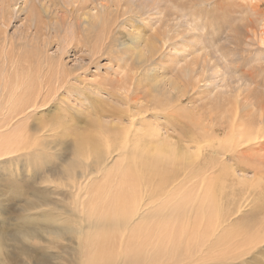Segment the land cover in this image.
Wrapping results in <instances>:
<instances>
[{"label":"bare ground","instance_id":"bare-ground-1","mask_svg":"<svg viewBox=\"0 0 264 264\" xmlns=\"http://www.w3.org/2000/svg\"><path fill=\"white\" fill-rule=\"evenodd\" d=\"M88 1H91V0H88ZM14 2H15V0H0V159L2 158L0 160V164L1 163L5 164L4 168H6V166L9 165L8 168H10V170L8 169L9 170L8 174H10V177L15 178V176H19L17 172L21 171L20 170V169H22L21 165L23 164V165L28 166L29 169L27 172H29V173L33 172V174H34V172L35 173L39 172V173H41V175H43V177H42L43 180L45 177V181L47 179L50 181V178L52 176L47 174L48 173L47 170L49 168L48 166L52 165V163H53L52 158L59 157L62 154V152L60 154L57 149H58V146L64 144V143H62L61 139H60L61 140L60 142L58 139H54L53 134L57 135L58 132L60 133V131L69 132L70 134L66 133L68 135H65V133H64L63 137L72 135L73 137H75V140H73V141H76L75 145H72V146H75L71 152V154L73 153V155H72L73 157L70 155L71 159H68L66 157L62 158V156H60L57 159H60V158L62 159V161L60 160L61 164L59 165L57 163L58 167H56V168H59V167L63 168L65 166L63 168V170L59 168L58 169L59 171H57V174L59 175V177H61V181H63V179L67 180L66 187H68V189H69L68 190L69 192L68 191L67 192L70 193L71 198L75 197L74 202L71 205L64 204V203L59 204L56 202H52V200L49 197V193L47 192L45 194H41V195H44V196H42V201H45L46 204L39 205L40 203L37 202L36 196L40 192L36 193L35 196L33 195L36 198L35 199L32 198L30 200L28 199V201H27V205H26L25 210H24L23 219H22V222L20 223L21 228L19 229L18 234H17L16 239H15V240H17V243L24 245L26 243H30V242H34V241L38 242L40 237L43 236L47 240L46 245L48 246V248H46V247L42 248L41 247L38 250L44 252L47 255V257L45 258V262L48 263V261H50L52 259H57V258L59 259V257H57V255H59V254L55 253V254H57L56 258H55L54 252H51L52 249L50 247L52 245H55L56 243L58 244L61 240H65V239H69V238L72 241V240H75V237H76L78 239V240L77 239L75 240L77 242V246H76V247H78L77 250L80 252V254H82V256H86L85 254H87L89 256V261L86 260L88 262V264H114V257H116V256L113 255L112 244H114L113 239L116 236L120 235V234H118V231H120L121 228H123L124 231L125 230L128 231L127 230L128 228L131 230L130 227H131V225H133L132 223H134V225H135L137 222L136 218H139V217L141 218V215L145 211L147 212L146 213L147 216H149L148 214H150V209L144 207L145 203H142L144 198H143V200L141 198H139V200L141 199L140 200L141 203H140V205L135 204V206L133 205L135 203V199H133L134 201H132V203L134 202L133 204L130 203V201H128L129 205L128 204L127 205H128V209H130L129 210L130 213L127 212V214L129 213L128 215H126V213L123 214V211H119V209L123 210L124 205L126 204V202H124V200L126 198L124 195L126 194L127 189L125 192L123 185L127 184L126 183L127 182V180H126L127 176L126 175L128 173L126 175H125V173L127 171L134 170L133 173H135V176H136V174L142 175L140 173L138 174V172H139L138 169H140V168L141 169L142 168L147 169V170L149 169L150 173H152V170L156 169L155 173L157 175L154 173L156 177L159 175L161 176L162 173L163 174L166 173L165 170L166 171L168 170L167 171L168 173L165 175V178H164V183L167 185V187H169L171 185L170 183L177 182L181 179V175H178V177H176V174H170L171 170H178L179 169L178 173H184L185 174L186 169L194 166L196 168L195 177L201 181L200 182L201 183V186H200L201 192L199 194L202 197V200H200V201L205 202V203H209L210 201H212L214 204L210 207H204L202 209L203 210H211V211H213L212 209H215L218 211V212H215V214H217V216L215 218L216 223H217V226L215 225L217 231H219L218 230L219 227L221 229V226L224 223H226L230 218H232V215L237 214V213H239V214L242 213L244 211L243 209L246 208V206H245L246 203H248V204L250 203V205H251L254 202L253 199H251L252 196L248 194L247 188L244 187L245 186L244 185L243 187H241L238 194H234V193H233V195L231 194L232 196H230V198L233 202L236 203V206H234V207L232 206L230 208L227 207V210H226L227 213L224 214L225 211H222V209L220 210V205L218 204L219 205V207H218L217 202L219 203V200H220V199H218V197H222L224 199L225 185H223L224 187L220 188V185L222 183L221 184L219 183V187H218L216 185V183H217L216 179L210 178L208 174L211 171H213L215 168H219V171H220V169H223V167H224L225 170H227L226 169V166H227L226 161L236 160L237 158H240L241 156H243L246 151H251L256 147H260V146L264 145V144H262L264 141V105H263L264 102H262V100H261V104H259L260 107L258 105V107L260 109L261 117H260V119L249 121L253 124H247V120L245 119V117L247 115L246 114L247 109H246L245 113H241L240 112L241 108L239 105H236L237 103L234 104L236 106H232V104L230 103L231 104L230 106H232L234 108L231 110H228L227 109L228 107H226V105L222 104V102H221V103H215V106H211V111L204 112V114H201L203 112H200L201 110H199V113L201 115H199V114L196 115L198 117L195 120H194V118H193V120L191 119V122L194 121V123L192 122L193 125H188L187 123L184 125L183 118H185V116H187V115L185 114V116H184L185 108L183 106L182 99H184V96L186 95L187 92H186V90H184V88L183 89L177 88V86H176L177 84L172 85V86L170 85L169 87H170V89H174V93H176L175 91H177L176 95L171 97V99L173 98V102L176 103V107H175V105H173L175 107L174 109H175V114H176L174 117L175 122L172 123V117L168 116V117H166V121H168L170 123V127L168 125H164L165 128H162L163 125L161 127L160 122H158V121H159V119H161L160 118L161 116L163 117V115H161L159 113L157 114L156 112H154V113H156L157 115H153V116L148 115L151 113V111H154L152 109V107L154 109L160 110V108H165L168 106V104H167V106L165 105V103L167 102L166 100H165L166 102L164 101L165 102L164 103L161 98L158 99V97L156 96L158 94V92L156 94V90L159 87L156 90L155 89L153 90L156 95L153 96L151 101H148L147 98L149 97L151 92L150 93L147 92L148 95L146 97L141 96L142 93H140L141 91H140V88L138 85L136 87H134L133 90H131L132 91V93L130 92L131 94H129V93L125 94V92L130 90V85L132 84V82H134L133 81L134 76L122 77L123 79L119 78L115 81L104 79L105 82L102 80L99 83H97L96 85H94V83L92 85V82L88 83V80L84 75L87 73L88 69L90 68L88 65L87 66L89 68H87V69L85 68V65H83L79 69L77 68L74 71V70L67 69L66 65L64 64L63 58L65 56H67L68 54H72V53H74V54L79 53V54H83V55L85 54V56H82L81 60L82 61H88L87 63L90 66L91 65L93 66V64H95L96 61L100 60L104 55L111 56V58L113 60L115 59V61L117 62V65H119V66H122L124 64L126 65L127 63L125 62L124 57L127 56L128 54H130V51H127V50L123 51L124 49L120 51L117 49V47L119 46L118 42L120 39V38L116 37V34L114 35V32L117 28H119V31L116 32L118 35L120 34V36H121V34H122V35H124V38L127 35L129 40H131L132 42H138L139 46L141 44L146 45L145 50L148 52L150 57H154L158 52H160L161 47L158 48L157 44L158 45L164 44L162 46L163 48H166L165 46L168 45V47H169L168 51L172 50L171 49L172 44H175L176 47H181V42L179 40L182 39V37L185 34V31H183L185 29L184 18H187L186 16L189 15L190 19L194 18L193 20L195 22H197V21H199L200 17H203L206 15V18L209 20L208 17H210V15H212V12L211 11L207 12L208 10H203L205 7L202 9V6L206 3H210V0H107L106 4L99 3V4H97L96 7L92 8L93 10H95V9L97 10V12L95 14L91 13V11H89L87 8L82 9L79 7H76L74 9L70 10L68 13L65 12L67 19H61L55 13L54 14L55 17L53 15H51V16H53L54 18L59 20L60 23L57 21L56 24H60V25H58L60 28L61 27L65 28L67 26V24H71V22H73L72 34L69 33L70 35L64 37V44L62 45V43H60L62 45V47L59 49V53L55 57H51L50 55H48V51L46 50V46L48 45V43L46 42L47 40H44V39L46 37L45 32H46L47 27L49 25H48L47 21L45 22L43 20V18L41 17V14L43 12L48 14L51 11V10H49L51 8H49L47 6L48 1L47 0H23V3H22L23 7H21V8L17 7L16 9H15V7L17 5H14ZM100 6H101V8H104V11H102V12L100 11V9H99ZM15 11L18 13H20L22 11L23 12L25 11L28 13V14L26 13L27 14L26 24L24 25V29L21 33V36L18 38V42H16L17 40L15 41L14 39H9V41L4 39V36L6 33L4 28L5 27L7 28L11 24V21L15 15L14 14ZM50 14H53V13L50 12ZM74 15H75V17H74ZM69 16L71 17V19ZM138 20H140L142 22L144 27L147 26L148 28H151V31H148V28H147V31H145L146 29H143V30H141V31H143V33L140 34V32H139L140 27L138 28V26H136V24L138 23ZM209 22H210V20H209ZM125 25H130V27L133 28V31L127 32L124 34L123 31L125 29L124 28ZM52 29L54 31H57V29L54 27H52ZM192 29L195 30V27H193ZM31 31L34 32L33 33L34 35H32V36H31V34H32ZM193 41L196 43L195 40H193ZM169 43H170V45H169ZM121 45H122V42H121ZM114 47L116 48V50L114 49ZM18 48H20V52L17 51ZM174 49H175V47H174ZM133 50H134V48H133ZM166 50H167V48H166ZM146 62H147V60H145V63ZM172 63H171V65L175 64L174 65L175 66L174 71L176 73H178V75L182 76L183 74L186 75L185 73H187L188 71H189V74L191 72H193L190 70V69H192L190 66H192L194 64L196 65L197 59H193L192 61H190V63H188L187 60L182 62L179 59H175L172 61ZM201 63L203 65L205 63V61L200 62L199 65ZM134 66L135 65H133V67ZM168 67H167V69H168ZM202 67H204V66H202ZM208 67L209 66H207L206 68L208 69ZM164 69H166V68H164ZM170 71L172 74L171 69H170ZM198 77H200V76L198 75ZM198 77L195 76L194 81L189 80L190 82H185L186 85L190 86L191 84H193L194 87H196L198 82H199ZM136 78L138 79V77H136ZM111 79H112V77H111ZM253 80H254V78H253ZM108 81H109V83H108ZM174 82L178 83L176 80ZM140 83L141 82H139L138 84H140ZM158 83H161V82H158ZM136 84H137V82L133 83L134 86ZM170 84H173V82H170ZM167 86H168V84H167ZM180 86L181 85H179V87ZM138 91H140V92H138ZM161 91L162 90L159 91V94ZM189 91H191V90L189 89ZM104 93L107 94L111 98L113 103L116 102L118 104L119 103L122 104L124 109L121 108L122 106L118 107L117 106L118 104L117 105L114 104V106H113L112 103H107V100L104 101L103 99H101L100 95H103ZM163 93L166 94L167 98H169L168 94L169 93L171 94V91L169 92V91L164 89ZM188 94H189V92H188ZM159 97H161V95ZM150 99H151V97H150ZM145 100H146V102L143 104V102ZM105 104L108 105L109 109L101 108V107H100L101 109L99 108L100 105H105ZM255 104H257V103H255ZM49 105L53 106L54 108H56L58 110H59V108H63L64 113L66 111V113L64 114L62 112V109L59 110V112L57 113V116H59L58 119L54 116L57 119V121L58 120L63 121V122H61V124L58 123L59 126L55 124L56 127L54 128V126H53V128H54L53 129V128H51V125H50V128L53 129L52 131L47 128V131L50 130L49 137H50V135L53 136V138H52L53 140L50 139L51 141L49 140V138L46 139L47 138L46 135H45L46 138L43 137L44 134L42 135V132H41V131L45 132L44 129H46V127H47V124H45L47 122H44V121H46L45 120L46 118L44 119L42 116H38L37 118H35V120L38 119L39 121H41L42 120L41 118H43L44 120H42L40 123H44L46 125V127H45L44 124L38 123L39 125H36L38 131L35 130V132H33L34 131L33 129L31 130L32 127L30 126L31 124L29 123L30 119L34 118L36 112H38V110L40 108L42 109L43 107H46V106L48 107ZM80 105L82 106V108H83V105H85L87 107V110L85 111L83 109V111H85V112H83L81 107L79 108ZM196 108H199V106ZM205 108L206 107H204V108L202 107V109H205ZM169 109H170V106H169ZM190 109H192V108H190ZM75 110H77V113L80 116L84 115L87 117L86 119H88L89 121L86 122L87 123L86 125L82 126L78 123L77 120H75L76 117H73L71 115V114L75 115V113H70V116L68 115L67 112H73ZM164 110L162 111V109H161L162 112H164ZM226 111L227 112L231 111V113H232L231 114L232 115L231 121L226 120V118H225ZM190 112L193 113L194 110H191ZM164 113H166V112H164ZM170 113H171V110H170ZM191 113H190V116H188L190 118L192 116ZM164 115L167 116V114H164ZM172 115H174V114H172ZM193 115H194V113H193ZM105 119L109 120V121L106 122ZM186 120L187 119H184L185 122H186ZM14 121H16V123L18 122V125L16 126V128H15L16 124L14 125ZM50 121H52V120H50ZM66 121H67V123H65ZM215 121H216V123H214ZM256 121H259V123L255 124ZM188 123H189V121H188ZM189 126H191V127H189ZM95 130L97 131L96 133L100 134V136L94 135ZM40 132H41V136H36L35 138H33L34 135H39ZM52 132H54V133L51 134ZM176 134L178 135L177 137H176ZM223 134L225 135L224 139H218ZM58 135L59 136L62 135V132H61V134H58ZM59 136H57V138H59ZM177 138H178V140H177ZM54 140H56L55 144H54V142H55ZM102 141L104 142V144H101ZM71 143H73V142H71ZM193 147H195L197 150V153H198V155H196L197 159H195L194 155L191 153V150ZM47 148H49V149H47ZM103 149H105V150H103ZM44 150H46V151L49 150L50 153L53 150L52 153H53V156H55V157H52V153H51L52 158L50 157L51 159H49L47 157L48 154H45V153H49V152L45 151L44 155L48 158V160H46L47 158L44 155L40 154L41 152L43 153ZM39 151H41V152L38 153ZM58 154H60V155L58 156ZM228 154H230V156H228ZM84 155L86 158L84 157ZM93 155H94V158H93ZM217 155L224 157L225 160H220L219 156H217ZM117 156L120 159L118 160V158H116L117 160H114V157H117ZM44 160L51 161V162H45ZM41 161L44 162V164H42ZM74 161H75V163H74ZM45 163H47V164H45ZM14 164H19L16 169H14L15 166L13 167ZM74 164H76V165L74 166ZM62 165H63V167H62ZM55 166H56V164H55ZM25 168H26L25 170H27V167H25ZM34 168H36L37 171H35ZM56 168H54V169H56ZM49 169H51V168H49ZM158 169L159 170L161 169L162 171L163 170L164 171L161 172V170L159 171ZM31 170H33V171H31ZM148 171H147V173L149 175H148V177L146 176L147 174L144 175L143 176V177H145L144 180L149 179L150 173ZM243 171H244V169H243ZM143 172H144V170H143ZM157 172H161V173L159 174ZM120 173H122V174H120ZM259 174H261V173H259ZM36 175L37 174L34 175L35 178H36ZM139 177L140 176H138V177L136 176L137 179H140ZM151 177H153V176H150V178ZM261 177L263 178V176H261ZM129 178L132 179L131 176H129ZM189 178L187 177L186 180H188ZM234 178H235V182H238V183L242 182L244 184V182L245 183L249 182V180H247L245 175H242L240 177L234 175ZM260 179L261 178H259V180ZM141 180L142 179H140V182H141V184H143L142 181H144V180H142V181ZM161 180L163 182V176L159 181H161ZM186 180H184V181H186ZM229 180H230V178H229ZM259 180H258V182H259ZM0 181H3V180H0ZM131 181H134L136 184L135 180L132 179ZM192 181H193V179L190 182H192ZM146 182L151 183L150 179ZM153 182H155V180ZM186 182H188V181H186ZM225 182H226V180H225ZM0 183H3V182H0ZM6 183H7V181H6ZM111 183H117L116 186H120L119 187L120 189L118 187L114 186V184L112 185ZM137 183H139V181H137ZM147 183H145V184H147ZM155 183H157V180ZM155 183H154V185H155ZM229 183H231V180ZM130 184H132V182L129 183V185ZM145 184H144V186H145ZM152 184L153 183H151V185ZM157 184L159 186V183H157ZM108 185L111 188H107V190L112 189L110 191H115L113 193L114 195L113 194L112 195L115 196L116 199L113 196L111 198V195H110L108 200L106 199V201H104V200L101 201L103 196L105 197V194L104 195L102 194V191L104 190L103 187H106ZM151 185H150V187H151ZM154 185H152V187H154ZM160 185H161V183H160ZM260 185L261 184H259L255 187V189H256L255 191H257L258 188L259 189L261 188ZM146 186H148V188L146 187L145 189L149 190V185H146ZM127 187H128V184H127ZM134 187H135V185H134ZM139 187H140V185H139ZM139 187L138 188L136 187L137 189H134V190L141 191L139 189ZM174 187H176V185ZM217 187L220 189H218ZM114 188L116 190L119 189L120 191L119 190H117V191L113 190ZM129 188H131V187L129 186ZM155 188L157 189V192H158V189L159 190L161 189L157 186H155L154 189ZM171 188H173V187H171ZM142 189H144V188H142ZM151 189H150L151 194L148 193V190L146 192L144 190L143 191L145 192V194L146 193L149 194V197H150L151 195L153 196V193H155L153 191L154 189L152 190L153 193L151 192ZM163 189H164V187H163ZM233 189L236 190V188H233ZM131 190L133 191V189H131ZM218 190H220V192L222 193V194H220L221 196L218 195L219 193L217 194ZM260 190H259V192H260ZM168 191L169 190H167V192H166L167 194H168ZM259 192H256V197L254 198L255 200L257 197H259L258 196ZM68 193H66V194H68ZM115 193L118 194L119 196H117ZM166 193H164V195H167ZM66 194H65V196H67ZM108 194H109V192H108ZM133 194H135V197H136V193H133ZM142 194H140V195L143 196ZM145 194H144V196H145ZM147 194L145 197L148 196ZM41 195H39V197ZM228 195H230V192ZM94 196H96V198H99V199L101 198V200L99 201V199H98V201H99L98 202L94 198V201L92 202V199ZM262 196H263V194H262ZM91 197H92V199H91ZM138 197H140V196H137V198H136L137 200H138ZM159 198H161V197H159ZM131 199H129V200H131ZM151 199L152 198L150 197V200ZM137 200H136V202H138ZM150 200H148V201L150 202ZM257 200H259V198ZM96 202H97V204H96ZM104 202H106V203H104ZM152 202H153L152 204H154L156 201L152 199ZM197 202L195 205H197ZM229 202H230V200H229ZM138 204H139V202H138ZM142 204L144 206H141ZM150 204H151V202H150ZM131 205H133V206H131ZM213 206H214V208H212ZM183 207H185V206H183ZM256 207H257V205H256ZM152 208H153V206H152ZM154 208H155V205H154ZM156 208L158 210L160 207H156ZM163 208H164V206H163ZM181 208H182V206H181ZM188 208H190V207L188 206ZM199 209H201V208H199ZM202 209H201V212H202ZM253 209H254V207H253ZM257 209L259 210V212L261 211L264 213V206L262 207L260 205L257 207ZM157 210L156 211L153 210V212L151 211V213H154V211L157 212ZM180 212L178 211L177 213L179 214ZM191 212H192V210L190 211V213ZM81 214H84V216H81ZM176 214H175V216H176ZM187 214H185V218H186V216H187V218H188V216H191V215H187ZM201 214H203V213H201ZM204 214L206 215L205 211H204ZM183 215H182V217H184ZM211 215H213L212 212H211ZM143 216L142 217L145 218V216H146L145 213ZM147 216H146V219H147ZM177 217H179V215ZM203 217H204V215H203ZM205 217H204V219H205ZM173 218H172V221H173ZM198 218H200V216ZM139 219H138L137 223H139ZM201 219H203V218H201ZM201 219H200V222H201ZM204 219H203L202 224H204ZM206 219H207V217H206ZM149 220H150V218H148L146 221L148 222ZM183 220H184V218H183ZM193 220H194V218H193ZM164 221H165V219H164ZM141 223L144 224L143 219H142V222H140V224ZM160 223H161V220H160ZM171 223H173V222H171ZM171 223H169V224H171ZM211 223H212V221H210V224ZM213 224H215V222ZM213 224L211 226H213ZM146 225H148V224H146ZM150 226H152V225H150ZM207 226H208V224H207ZM254 226H255V224H254ZM194 227H196V226H194ZM137 228H138V226H137ZM156 228H158V227H156ZM209 228H211V227H209ZM181 229H183V228H181ZM202 229L203 228L201 225V230ZM252 229H254V227ZM123 230H121V231H123ZM223 230L225 231V228L222 229V232H223ZM140 231H141V229H140ZM146 231L148 234V230H146ZM162 231H163V229H162ZM206 231H204V232L202 231L203 232L202 234H204ZM210 231H211V229H210ZM259 231H261V230H259ZM226 232H227V230H226ZM228 232H229V230H228ZM128 233H129V231H128ZM191 233H192V231H191ZM152 234H153V232H152ZM197 234H199V233H197ZM207 234L209 235L210 233H207ZM207 234H204V235H207ZM221 234L222 233L220 232V235ZM131 235H133V234H131ZM136 235H138V234H136ZM156 235H157V233H156ZM218 235L216 234V238ZM129 236H130V234L126 237H129ZM164 236H165V234H164ZM227 237H228V241H229L230 237L229 236H227ZM202 238L201 239L199 238L200 243H199V245H197L198 248L202 244L201 241L205 242V240H204L205 237H204V239H202ZM210 238H211V234L209 237H207L208 242L210 241ZM131 239L132 238L130 237V241H131ZM135 239H137V238H135ZM171 239H172V237H171ZM192 239H193V237L191 238V242H192ZM150 240L151 239H149V241ZM11 241H12V239H11ZM125 241H128V240H125ZM143 241L145 242V239ZM218 241L220 242V245H223V246L228 245V242L226 243L225 239L221 238L220 240L215 241V243L213 245L209 242L211 244L210 248H209V246H207L208 243L207 244H206V242L203 243L201 246L205 247L206 249L202 250V249H200L201 248L200 247L199 252L204 253L205 251L209 250L208 256L209 255L213 256L214 254H210V250H213V247L216 245V243H218ZM131 242H133V241H131ZM139 242L140 241H138V243ZM196 242H198V241H196ZM196 242L194 243L195 246L197 244ZM120 243H122V242H120ZM123 243H124V241H123ZM147 243H148V241H147ZM151 243H149V244H151ZM133 244H134V242H133ZM157 244H158V242H157ZM169 244H170V242H169ZM152 245H153V243H152ZM152 245H151V247H152ZM35 246L38 247V244H36ZM40 246H42V245L40 244ZM136 246L138 247V245H136ZM136 246H134V247H136ZM140 246H141V244H140ZM126 247L129 248V246H126ZM143 247H141V248H143ZM145 247H147V246H145ZM148 247H147V249H148ZM168 247H169V245L166 248H168ZM120 248H122V247H120ZM131 248H133V247L131 246ZM191 248H189V249H191ZM220 248L218 249L219 251L221 250ZM45 249H46V251H45ZM50 249H51V251H50ZM153 249H154V252L157 251V250L155 251V247ZM149 250H151V249H149ZM179 250L180 249H178V251ZM53 251H55V250H53ZM141 251L143 253L142 249H141ZM214 251H215V249H214ZM6 252H7V254H6ZM121 252L123 254L122 250H121ZM166 252H167V250H166ZM21 253L23 255L27 256V260H26L25 264H41L39 262L41 260L37 261L36 263H34V261L32 262V260H30L31 256H29V253L26 250H23L22 248H21ZM135 253H137V251ZM142 253H140V254H142ZM215 253H217V251H215ZM148 254H149V251H148ZM182 254H184V253H182ZM191 254H192V252L189 255H191ZM131 255H134V253L133 254L131 253ZM153 255H154V253H153ZM153 255H152V258L154 257ZM185 255H187L186 251H185L184 256ZM192 255L194 257V254H192ZM202 255L203 254H201L200 256L204 257ZM231 255H233V253H231ZM0 256H3V258L0 259V264H12L11 259H12L13 254L8 252V250L6 251V248H4L1 238H0ZM123 256L124 255H122V257ZM138 256H142V255L138 254ZM163 256H165V255H163ZM212 256H210L211 257L210 259H212ZM235 256L236 255L233 256V259ZM127 257H129V256H127ZM135 257L137 258V256H135ZM135 257H134L133 261H135ZM172 257H173V255H172ZM188 257L185 256L184 258H188ZM150 258H151V256H150ZM150 258H148V261H151ZM168 258H170V255L168 256ZM174 258H175V256H174ZM178 258H180V257H178ZM192 258H191V260H193ZM122 259H124V258H122ZM140 259H139V261H140ZM142 259H143V257H142ZM142 259H141V261H142ZM165 259H167V257ZM181 259H183V258H181ZM194 259H195V257H194ZM214 259H215V257H214ZM33 260H34V258H33ZM174 260L175 259L172 258V261H174ZM195 260H199V257H197V259H195ZM216 260H217V258H216ZM231 260H232V258H231ZM127 261H129L128 258H127ZM136 261H137V259H136ZM143 261H144V259H143ZM78 262L80 263V261H78ZM82 262L85 263L84 260H82ZM122 262H125V261H122ZM140 262L137 261L138 264ZM142 262H141V264H143ZM162 262H163V260H162ZM214 262L215 261H213V263ZM51 263L53 264L55 262L52 261ZM129 263H130V261H129ZM246 263H244V264H246ZM151 264H152V262H151ZM157 264H159V263L157 262ZM172 264H173V262H172ZM183 264H184V262H183Z\"/></svg>","mask_w":264,"mask_h":264},{"label":"rangeland","instance_id":"rangeland-1","mask_svg":"<svg viewBox=\"0 0 264 264\" xmlns=\"http://www.w3.org/2000/svg\"><path fill=\"white\" fill-rule=\"evenodd\" d=\"M47 1H48L47 6L49 8H51L49 10H51L50 12L53 14H50V12L48 14H46L45 12H43L41 14V17L43 18V20L45 22L47 21V23L49 25L47 27L46 32H45L46 37L44 40H47L46 42L48 43V45L46 46V50L48 51V55H50L51 57H55L59 53V49L64 44V37L72 34L73 22H71V24H67V26L65 28H63V27L60 28L58 26L60 24H56V22L57 21L59 22V20L54 18L55 17L54 14L56 13L58 15V17H60L61 19H67L65 12L68 13L70 10H72L76 7H79L82 9L87 8L89 11H91V13L95 14L97 12V10L96 9L93 10L92 8L96 7L97 4H99V3L106 4L107 0H91V1H88V0H47ZM22 3H23V0H15L14 5H17L15 7V9L17 7H20V8L23 7ZM99 9L101 12L104 11V8H101V6ZM202 9L208 10L207 12H209V11L212 12V15H210V17H208L210 22L206 18V15L203 17H200L199 21H197V22H195L193 20L194 18L190 19V16L187 15L186 16L187 18H184L185 29L183 31H185V34L182 37V39L179 40L181 42V47H176L175 44H172L171 45L172 46L171 51H168L169 50L168 45L165 46L167 48V50H166V48L162 47L164 44H162V45L157 44L158 48L161 47L160 52H158L154 57H150L148 52L145 50L146 45L141 44L139 46L138 42H132L131 40H129L127 35H126L127 37L125 36V38H124V35H122V34H121V36H120V34L118 35L116 32L119 31V28H117L114 32V35L116 34V37L120 38L119 42H118L119 46L117 47V49L120 51L123 49H124L123 51H125V50L130 51V54H128L129 56L127 55L128 57L123 56L125 58V62L127 63L126 65L124 64L122 66H119V65H117V62L115 61V59L113 60L111 58V56L104 55L100 60L95 62L96 65L93 64V66L92 65L90 66L87 63L88 61H82L81 60L82 56H85V54L83 55V54H79V53H77V54L72 53V54H68L67 56H65L63 58L64 64L66 65L67 69L74 70V71L77 68L79 69L83 65H85L86 69L90 67L88 69L87 73L84 75L87 78L88 83L92 82V85H93V83H94V85H96L97 83H99L102 80L104 82H105V80L115 81V80L122 78V77L134 76V80H133L134 82H132V84L130 85V90L125 92V94L126 93L131 94L132 93L131 90H133V88L138 85L140 88V91H141V92L140 91H138V92L142 93L141 96L146 97L148 95V93L151 92L150 93L151 96L149 95V97L147 98L148 101H151L153 96H155L157 94V92H158V94L156 96L158 97V99L161 98L163 100V102L165 100L167 101V102L165 101L166 103L164 102L166 106L168 104V106L165 107L166 109L168 108L167 110L165 108H160V110H159V109H154L152 107V109L154 111H151V113L149 112L150 114H148L150 116L151 115L152 116L157 115L158 113L163 115V117L161 116L160 117L161 119H159V121H158V122H160L161 127L163 125L162 128H165L164 125H168L170 127V123L168 121H166V117H168V116L172 117V123L175 122L174 117L176 114H175L174 108L176 107V103L173 102V98L171 99V97L176 95L177 91H175L176 93H174V89H170L169 86L170 85L171 86L176 85V84H177L176 85L177 88H179V89L184 88V90H186V92H187L186 95L184 96V99H182L183 106L185 108L184 116H185V114L187 115V116H185V118H183L184 125L186 123L188 125H193L194 121H192L193 122L192 123L191 119L192 120H193V118H194V120L197 119L198 116H196V115H198V114L201 115V114H204V112L211 111V106H215V103H221V102H222V104L226 105V107H228L227 108L228 110L233 109L234 107H232V106H236V105L240 106V108H241L240 112L241 113H245L246 109H247V112H246L247 115H246L245 119L247 120V124H253L249 121L260 119L261 113H260V109H259V107H260L259 104H261V100H262V102H264V82H263L264 81V0H210V3L204 4L202 6ZM26 13L27 12H25V11L24 12L22 11L20 13H18L16 11L14 12L15 15L11 21V24L7 28L6 27L4 28L5 32H6L5 36H4L5 40L9 41V39H14L15 41L17 40L16 42H18V38L21 36V33L24 29V25L26 24V16L28 14V13L27 14ZM51 15H53L54 17ZM74 17H75V15H74ZM70 19H71V17H70ZM136 26H138V28L140 27V31H139L140 34L143 33V31H141V30L146 29L145 31H147V28H148L147 26H145L146 27L145 28L140 20H138V23L136 24ZM52 27L56 28L57 31H54L52 29ZM193 27H195V30L192 29ZM124 28H125L123 31L124 34L127 32L133 31V28L130 27V25H125ZM148 31H151V28H148ZM31 32H32L31 36L34 35L33 34L34 32L33 31H31ZM193 40H195L196 43ZM121 42H122V45H121ZM60 43H62V45ZM169 45H170V43H169ZM174 47H175V49H174ZM133 48H134V50H133ZM114 49L116 50L115 47H114ZM17 51L20 52V48H18ZM175 59H179L182 62L187 60L188 63H190V61H192L193 59H197V64L190 66L192 68L190 70L193 72H191L189 74V71H188L187 73H185L186 75L183 74L182 75L183 77H182L174 71L175 70L174 69L175 64L171 65L172 61ZM145 60H147L146 63H145ZM204 61H205V63L203 65H202V63L199 65L200 62H204ZM133 65H135L136 67L135 66L133 67ZM202 66H204V67H202ZM207 66H209L210 68L208 67V69H207L206 68ZM167 67H168V69H167ZM164 68H166V69H164ZM170 69L172 70V74H171ZM198 75L200 77H198ZM195 76L199 78V82H198L197 86L194 87L193 84L190 85L191 87L189 85H186L185 82L194 81ZM111 77H112V79H111ZM136 77H138V79ZM253 78H254V80H253ZM175 80L178 83H175L174 82ZM135 82H137V84L134 86L133 83H135ZM139 82H141L140 83L141 85L138 84ZM158 82H161V83H158ZM170 82H173V84H170ZM108 83H109V81H108ZM167 84H168V86H167ZM178 84L181 86L179 87ZM154 89L155 90L157 89L156 94L153 91ZM164 89L169 91V92L171 91V94L170 93L168 94L169 98L166 97V94H164L165 92L163 93ZM189 89L191 91H189ZM158 90L159 91L162 90L160 92V94H159ZM188 92L190 95L188 94ZM160 95H161V97H159ZM100 96H101V99H103L104 101L107 100V103H112L113 106H114V104H116V105L118 104L116 102L113 103L111 98L105 93L103 95H100ZM150 97H151V99H150ZM145 102H146V100L143 102V104ZM230 103L232 104V106H230L231 105ZM255 103H257V104H255ZM234 104H236V105H234ZM173 105H175V107ZM258 105H259V107H258ZM117 106L118 107L122 106L121 108L124 109L123 105L120 103ZM169 106H170V109H169ZM198 106H199V108H196ZM80 107H81L82 111H83V109L85 111L87 110V107L85 105H83V108L81 105L79 106V108ZM100 107L109 109L107 104L100 105L99 108ZM202 107L203 108L206 107V108L202 109ZM190 108H192V109H190ZM40 109L38 110V112H36L34 118L30 119V121H29V123L31 124L30 126L32 127L31 130L33 129L34 130L33 132H35V130H37L36 125H39L38 123H40L42 120H44L46 118L45 119L46 121H44V122H47V123H45V124H47V127L44 123H40V124H44V126L46 127V129H44L46 133L44 131H41L42 135L44 134L43 137H45V135H46L47 138L46 137L45 138L46 139L49 138V140H50L54 136V139H58L59 142L62 140V143H64L65 145L62 144V145L58 146L57 150L59 151L60 154L62 152V154L61 155L58 154V156L60 155V156H62V158L66 157L68 159H71V156L73 155V153L71 154V152L75 147L72 145H75V142H76V141H73V140H75V137H73L72 135L63 137L64 133H65V135L70 134L69 132H63V131H60V133L58 132V134H61V132H62V135H60V136L58 134L55 135V134H53L54 132H52L51 134H53V136L50 135V137H49L50 130L52 131L56 127V125L59 126V124H61V122H63L60 120L57 121V119L59 117V116H57V113L61 109L63 112L64 109L59 108V110H58L51 105H49L48 107L47 106L43 107L41 110ZM161 109H162V111L165 109L164 112H166V113L162 112ZM170 110H171V113H170ZM191 110H194V112H193L194 115H193V113L190 112ZM199 110H201L200 112H203V113L200 114ZM85 111H83V112H85ZM154 112H156L157 114ZM189 112L192 115L191 118L188 117V116H190ZM65 113H66V111H65ZM67 113L69 116H70V113H75V115H73V114H71V115L73 117H76L75 120H77L78 123L82 126L86 125L87 124L86 122L89 121L88 119H86L87 118L86 116H84V115L80 116L77 113V110H75L73 112H67ZM164 114H167V116ZM172 114H174V115H172ZM231 114H232L231 111H228V112L226 111L225 118L227 121H231V119H232ZM38 116H42L44 119L41 118L42 119L41 121H39L38 119L35 120V118H37ZM184 119H187L186 122L184 121ZM50 120H52L53 122ZM105 121L108 122L109 120L105 119ZM188 121H189V123H188ZM65 123H67V121ZM214 123H216V121ZM258 123H259V121L255 122V124H258ZM14 125L16 128V126L18 125V122L16 123V121H14ZM50 125H51V128H53V126H54V128L51 129ZM189 127H191V126H189ZM47 128L50 130L47 131ZM41 132L39 135H34V136L32 135L33 138H35L36 136H41ZM96 132L97 131L95 130L94 135L100 136V134L96 133ZM66 133H68V134H66ZM57 136H59V138H57ZM177 136L178 135L176 134V137ZM224 137H225V135L223 134L218 139H224ZM177 140H178V138H177ZM54 141L53 142L55 144L56 140H54ZM71 142H73L74 144ZM101 144H104V142L102 141ZM262 144H264V141ZM47 149H49V148H47ZM46 150H44L43 153L41 151H39L38 153L41 152L40 154L44 155V152ZM103 150H105V149H103ZM46 152H49V150ZM52 152H53V150L51 151V153ZM51 153L50 152L45 153V154H48L47 157L49 159H51L52 157H55V156H53V153H52V157H51ZM191 153L194 155V158L197 159L196 155H198V153H197V150L195 147L192 148ZM217 156H219V155H217ZM228 156H230V154H228ZM59 157L52 158L53 159L52 162L54 163V164L52 163V165L54 167L52 165L48 166L49 168H51V169L48 168V170H47L48 171L47 174L52 176L50 178V181L48 179L45 181V177L43 180V178H42L43 175H41V173H39V172L38 173L40 175L38 173H35V172H34V174H33V172L32 173L27 172L29 168H28V166L23 165V164L21 165V168H22V169H20L21 171L17 172L19 176H15V178L10 177V174H8L9 170H10V168H8L9 165L6 166V168H4L5 164H2V163L0 164V180H3V181H0V182H3V183H0V196H1L0 197V238L2 239L3 246H4V248H6V251L8 250V252L13 254L12 259H11L12 264H25L26 263L27 256L23 255L21 253V248L23 250H26L29 253V256H31L30 260H32V262L34 261V263L41 260L43 262L42 263L41 261H39L41 264H44V263L45 264H52L51 263L52 261L55 262L53 264H80V263L81 264H88L87 261H89V256L87 254H85L87 257L82 256V254H80V252L77 250L78 249V247H76L77 242L75 241L77 239L76 237H75V240L71 241V239L69 238V239L61 240L59 242L60 244L56 243L55 245H52L50 247L52 249V251H51V249H50V251L54 252V254L55 253L59 254V255L55 254V258L57 255V257H59V259L58 258L52 259V260H50L51 262L48 261V263L45 262V258L47 257V255L44 252L38 250L41 247L42 248H45V247L48 248V246L46 245L47 240L43 236L40 237L38 242L34 241V242L24 244L26 247L22 244L17 243V240H15L16 236L18 234V231L21 228L20 223L22 222L24 210H25V207L27 205L28 199L29 200L32 198L35 199L37 197L36 199H37V202L40 203L39 205L46 204L45 201H42V196H44V195H41V194H45L48 192L49 197L52 200V202H56L59 204L64 203V204H68V205H71L74 202L75 197L71 198L70 193H68L69 189H68V187H66L67 180L63 179V181H61V177H59V175L57 174V171H59L58 170L59 168L63 170V168L65 167V166L63 167V165H62L63 168H61V167L56 168V167H58L57 163L60 165L61 161H62L61 158L57 159ZM84 157H85V155H84ZM48 158L46 160H48ZM93 158H94V155H93ZM116 158H118V160L120 159L117 156V157H114V160H117ZM219 158H220V160H225V158L222 156H219ZM46 160H44V161L45 162H51V161H46ZM42 161H41V163L44 164V162H42ZM74 163H75V161H74ZM226 163H227V166H226L227 170H225L224 167H223V169H220V171H219V168H215L213 171H211L208 174L210 178L216 179V182H217L216 185L218 187H219V183L220 184L222 183L221 184L222 186L220 185V188L224 187L223 185H225L224 199L222 197H218V199H220V200H219V203L217 202V205L218 204L220 205V210L222 209V211H225L224 212V214H225V213H227L226 212L227 207L230 208L232 206L233 207L236 206V203L231 200L230 196H232L233 193L238 194L239 190L244 185H245L244 187L247 188L248 194L253 197V198L251 197V199H253L254 202L251 205H250V203L249 204L246 203L245 204L246 208L244 207L245 209H243L244 211L240 214L237 213V214L232 215V218H230L226 223H224L221 226V229H220V227L218 228L219 231H217V229H216L217 223L215 220V218L217 216V214H215V212H218V211L215 209H212L213 211L202 209L204 207H210L214 204L212 201H210L209 203H205V202L200 201V200H202V197L199 194L201 192V190H200L201 189L200 188V186H201L200 182L201 181L195 177L196 168L194 166L185 170L186 175L184 173H178L179 169L178 170H171L170 174H176V177H178V175H181V179L177 182L170 183L171 185L169 187H167V185L164 183V178H165V175L168 173L167 172L168 170L167 171L165 170L166 173H164V174L162 173L161 176L159 175L160 177L159 176L156 177L155 176L156 169L152 170V173H150L149 169H148L149 170L148 171L147 169L142 168L144 170V172L141 168L138 169V171H139V172L137 171L138 174L140 173L142 175L136 174V176L137 177L140 176L139 177L140 179L144 180L145 177H143V176L146 174H147L146 176L148 177V175H149L147 173V171H148L150 173V176H153L151 178L149 176L150 182L153 183L152 185H154V183L157 180V183H159V186L157 183H155L154 187L157 186V187L161 188L160 189L161 191L158 189V192L160 191L159 193L157 192L156 188H155L156 189L155 190L154 187H152L151 183L146 182L149 179L144 180L145 182L141 180L143 183V184H141L140 179H137L135 176V173H133L134 170H130L131 172L127 171L125 173V175L128 173L126 175L128 178V179L126 178V180H127L126 183L128 184V187H127V184L123 185L125 192L127 189V192L124 195L126 197V198L124 197L125 198L124 202H126V204L124 205L123 210L119 209V211H123V214L126 213V215H128L130 213L129 212L130 209H128V205H129L128 201H130V203H132V201H134L133 199H135V203L134 202H133L134 204L132 203L135 206V204L140 205V203H141L140 200L141 199L143 200V198H144V200H143L144 202L142 201V203H145L144 204L145 206L143 204L141 206H144V207L150 209L151 215L148 214L149 216H147V214H146L147 212L146 211L144 212L145 215L147 216V219L150 218V220L148 222L146 221L147 220L146 216H145V218H143L144 213L141 215V218L143 219L144 224L143 223L140 224V222H142V219L140 217H139L140 219L136 218L137 220L136 219L135 220L137 222L139 219V223L136 222L137 225L136 224L134 225V223H132L133 225H131V227H130L131 230L129 228L127 229L129 231V233L126 230L124 231L123 228H121L120 231H118V234H120V235L116 236L113 239L114 244H112V252H113V255L116 256V257H114V264H125L126 262H127L126 264H132V263L138 264L137 261L140 262L142 257L144 259V261L142 259L143 262L141 261L143 264H149V263L151 264V262H152V264H157V262L159 264H172V262H173V264H179V263L183 264V262H184V264H242V263L244 264L246 262H247L246 264H264V213L261 211L259 212V210L257 209V207L260 205L262 207L264 206V181H263L264 180V145L260 146V147H256L251 151H246L244 153V155L241 156L240 158H237L236 160H232V161H230V160L226 161ZM45 164H47V163H45ZM55 164H56V166H55ZM18 165L19 164H14L13 165V167L15 166L14 169H16L18 167ZM75 165L76 164H74V166ZM25 167H27V170H25L26 169ZM54 168H56V169H54ZM34 169H35V171H37L36 168H34ZM243 169H244V171H243ZM31 171H33V170H31ZM163 171L161 170V172H163ZM161 172H157V173L160 174ZM257 173L258 174L261 173L262 175L261 174L258 175ZM35 174L38 175V176L36 175V178L34 176ZM120 174H122V173H120ZM128 175L131 176L132 179L136 181V184L134 181H131L132 179L129 178ZM234 175L238 176V177L245 175L247 180H249V182H247V183L244 182V184L242 182L241 183L235 182ZM162 176H163V182H162V180L159 181L162 178ZM261 176H263V178ZM187 177L188 178L190 177V178L188 180H186ZM229 178L231 180V183H229L230 182ZM259 178H261V179L259 180ZM153 179L155 180V182H153L154 181ZM192 179H193V181L190 182ZM184 180H186L188 182H186ZM225 180H226V182H225ZM258 180H259V182H258ZM6 181H7V183H6ZM137 181H139L140 184L137 183ZM131 182H132V184L129 185V183H131ZM145 183H147V184H145ZM160 183H161V185H160ZM111 184L112 185L114 184V186H116L117 183H111ZM144 184H145V186H144ZM259 184L262 185V186L260 185L261 190L258 188L257 191H255L256 190L255 187ZM134 185H135V187H134ZM139 185H140V187H139ZM146 185H149V190L145 189L146 187L148 188V186H146ZM150 185H151V187H150ZM175 185H176V187H174ZM129 186L131 188H129ZM116 187L119 188L120 186H116ZM136 187L137 188L139 187V189L141 191L134 190V189H137ZM141 187L144 189H142ZM163 187H164V189H163ZM171 187H173V188H171ZM103 188H104V190L102 191V194L103 195L105 194V197L106 196L107 197L105 198L103 196V198L101 200V198L99 199V198H96V196H94L93 199L91 197L92 202L94 201V198L97 201H98V199H99V201L100 200L106 201V199L107 200L109 199L110 195L112 198V196L114 195L113 193L115 191H110L112 189L107 190V188H111V187H109V185L106 187H103ZM115 188L113 190H116ZM220 188H218V189H220ZM233 188H236V190ZM119 189H117V190H119ZM131 189H133L134 192ZM150 189H151L152 193H153V191L155 192V193H153V196L152 195L150 196L153 200L156 201L154 204H152L154 201L152 202V199L150 200V197H149V194H151ZM166 189L169 190L168 194L166 193L167 192ZM143 190L145 192L148 190L149 194L146 193L148 195L147 197H145L146 194ZM259 190H260V192H259ZM65 192L68 193L69 195L66 194ZM108 192H109V194H108ZM229 192H230V195H228ZM256 192H259L258 193L259 197H257L256 200L259 198L260 201L259 200L256 201L254 199L256 197ZM36 193H39V194H37V196L34 197ZM133 193H136V197H135V194H133ZM164 193H166L167 195H164ZM65 194L67 196H65ZM140 194H142L143 196L145 194V196L143 197ZM217 194L220 195L222 193L220 192V190H218ZM262 194H263V196H262ZM39 195H41V196L39 197ZM116 195L119 196L118 194H116ZM137 196H140V197H138V200L136 199ZM113 197L116 199L115 196H113ZM159 197H161V198H159ZM139 198H141V199L139 200ZM129 199H131V200H129ZM136 200L139 202V204H138V202H136ZM148 200H150L152 205L150 204V202ZM229 200H230V202H229ZM196 202H197V205H195ZM104 203H106V202H104ZM96 204H97V202H96ZM133 205H131V206H133ZM154 205H155V208L160 207L158 209L159 211L157 210V208L156 209L154 208ZM219 205H218V207H219ZM256 205H257V207H256ZM152 206H153V208H152ZM163 206H164V208H163ZM181 206L183 209L181 208ZM183 206H185V207H183ZM188 206L190 208H188ZM253 207H254V209H253ZM199 208L202 209V212H201V209H199ZM212 208H214V206ZM153 210H155V211L157 210V212L154 211V213H151V211L153 212ZM189 210L190 211L192 210V212L190 213ZM178 211L179 212L181 211V212L178 214L177 213ZM204 211H205L206 215L204 214ZM127 212H129V213L127 214ZM200 212L203 214H201ZM211 212L213 215H211ZM184 213L187 215H191V216H188V218L186 216V218H185ZM175 214H176V216H175ZM178 215H179V217H177ZM182 215L184 217H182ZM203 215H204V217L206 216L207 219H206V217L204 219ZM81 216H84V214H81ZM199 216H200V218H198ZM172 218H173V221H172ZM175 218L176 219L178 218L179 220L178 219L176 220ZM183 218H184V220H183ZM193 218H194V220L195 219L196 220L194 221ZM201 218L204 219V224H202L203 219H201ZM159 219L161 220L162 224L160 223ZM164 219H165V221H164ZM200 219H201V222H200ZM170 221L173 223H171ZM210 221H212L211 224H210ZM214 222H215V224H213ZM145 223L148 225H146ZM169 223H171V224H169ZM200 224L202 225V228H203L202 230H201ZM207 224L211 228H209L207 226ZM212 224H213V226H211ZM254 224H255V226H254ZM150 225H152V226H150ZM137 226H138V228H137ZM194 226H196V227H194ZM156 227H158V228H156ZM223 227L225 228V231L223 230V232H222V229H224ZM253 227H254V229H252ZM181 228H183V229H181ZM140 229H141V231H140ZM162 229H163V231H162ZM210 229L212 232L210 231ZM121 230H123L124 232ZM146 230H148V234L150 232L151 233L148 235ZM226 230H227V232H226ZM228 230H229V232H228ZM259 230H261V231H259ZM191 231H192V233H191ZM202 231L203 232L206 231L204 234H207V233L211 234V238H210L209 242L212 245L215 243V241L220 240L221 238L225 239V242L226 243L228 242V245H225V246L220 245V242L218 241V243H216V245L213 247V250H210V254H214L213 256L212 255L208 256L209 250L205 251L204 252L205 254L199 252L200 249H202V250L206 249L205 247H202L201 245L203 243H205L208 240L207 237L210 236V234L209 235L207 234L208 236L202 234L203 233ZM152 232H153V234H152ZM220 232L222 233L221 235H220ZM156 233H157V235H156ZM197 233H199V234H197ZM215 233L217 235L219 234L217 236V238H216ZM129 234H130V236L126 237ZM131 234H133V235H131ZM136 234H138V235H136ZM164 234H165V236H164ZM227 236L230 237L229 241H228ZM130 237L132 238L131 241H133L134 244H133V242L130 241ZM171 237H172V239H171ZM192 237H193V239L194 238L195 239L194 240L192 239V242H191ZM204 237H205V239H204ZM135 238H137V239H135ZM199 238L200 239L202 238L205 240V242L201 241L202 244L199 246V248L201 247L200 249L197 247V245H199V243H200ZM11 239H12V241H11ZM144 239H145V242L143 241ZM149 239H151L150 240L151 242L153 241L152 242L153 245L149 241ZM125 240H128V241H125ZM123 241H124V243H123ZM138 241H140L141 243L140 242L138 243ZM147 241H148V243H147ZM196 241H198V242H196ZM120 242H122V243H120ZM157 242H158V244H157ZM169 242H170V244H169ZM195 242L197 243L196 246L194 244ZM209 242L207 241L206 244L208 243L207 246H209V248H210L211 244ZM149 243H151V244H149ZM36 244H38V247L35 246ZM40 244L42 246H40ZM140 244H141V246H140ZM133 245L134 246L138 245V247L136 246L137 247L136 248ZM151 245H152V247H151ZM168 245H169V247L166 248ZM126 246H129V248ZM131 246L133 248H131ZM143 246L144 247L149 246V247L147 249V247L144 248ZM120 247H122V248H120ZM141 247H143V248H141ZM154 247H155V251L157 250L160 254L157 251H156L157 253L154 252V249H153ZM188 247L189 248L192 247V248L189 249ZM219 248L221 249L220 251L218 250ZM141 249L143 250L144 254L142 253ZM149 249H151V250H149ZM178 249H180L179 250L180 252L178 251ZM214 249H215V251H217V253H215ZM53 250H55L56 252ZM121 250L123 251V254H122ZM166 250H167V252H166ZM45 251H46V249H45ZM136 251H137V253H135ZM148 251H149V254H148ZM185 251L187 254L185 256L186 257L189 256L188 258H184L185 257L184 256ZM150 252L151 253L153 252L154 255H153V253L151 254ZM191 252H192V254H194L195 259H197V257H199V260H195L192 254H191L192 256L189 255ZM131 253L132 254L134 253V255H131ZM140 253H142V254H140ZM182 253H184V254H182ZM231 253H233V255H231ZM6 254H7V252H6ZM138 254L142 255V256H138ZM201 254H203L202 256H204V257H201L200 256ZM122 255H124V256L122 257ZM152 255L154 256L153 258H152ZM163 255H165V256H163ZM169 255H170L171 259L168 258ZM172 255H173V257H172ZM234 255H236V256L233 259ZM127 256H129V257H127ZM133 256L134 257L137 256V258L135 257V261H133L134 260ZM150 256H151V258H150ZM174 256H175V258H174ZM210 256H212V259H210L211 258ZM121 257L124 259H122ZM164 257L165 258L167 257V259H165ZM178 257H180V258H178ZM214 257H215V259H214ZM2 258H3V256H0V259H2ZM33 258H34V260H33ZM127 258L130 261V263H129V261H127ZM148 258H150L151 261H148ZM172 258L175 260L172 261ZM181 258H183V259H181ZM191 258L193 260H191ZM216 258H217V260H216ZM231 258H232V260H231ZM136 259H137V261H136ZM139 259H140V261H139ZM82 260H84L85 263L82 262ZM162 260L164 263L162 262ZM78 261H80V263ZM122 261H125V262H122ZM213 261H215V262L213 263ZM141 262L139 264H141Z\"/></svg>","mask_w":264,"mask_h":264}]
</instances>
